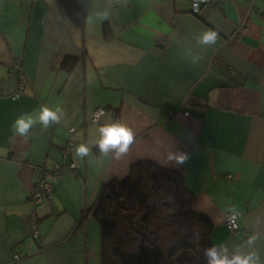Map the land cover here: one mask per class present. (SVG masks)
<instances>
[{
    "label": "crops",
    "instance_id": "obj_1",
    "mask_svg": "<svg viewBox=\"0 0 264 264\" xmlns=\"http://www.w3.org/2000/svg\"><path fill=\"white\" fill-rule=\"evenodd\" d=\"M68 2L0 0V264H102L101 228L85 210L144 161L183 174L218 250L255 252L264 264V0H212L199 13L192 0ZM208 30L216 43L199 45ZM41 106L60 107V123L16 135L15 120L38 121ZM98 108L107 113L97 124ZM111 122L134 133L119 158L96 144ZM70 141L77 171L65 168L34 213L36 167L65 163ZM82 143L90 154L76 157ZM175 152L184 164L167 159ZM230 214L239 215L236 234L225 225Z\"/></svg>",
    "mask_w": 264,
    "mask_h": 264
},
{
    "label": "trees",
    "instance_id": "obj_2",
    "mask_svg": "<svg viewBox=\"0 0 264 264\" xmlns=\"http://www.w3.org/2000/svg\"><path fill=\"white\" fill-rule=\"evenodd\" d=\"M194 198L182 173L148 161L107 183L85 210L101 228L102 264H208L203 250L215 246L214 224L194 211Z\"/></svg>",
    "mask_w": 264,
    "mask_h": 264
},
{
    "label": "clouds",
    "instance_id": "obj_3",
    "mask_svg": "<svg viewBox=\"0 0 264 264\" xmlns=\"http://www.w3.org/2000/svg\"><path fill=\"white\" fill-rule=\"evenodd\" d=\"M194 9H198V4H193ZM102 19L107 18L105 13ZM218 34L216 31L208 30L199 35L197 43L202 46H211L214 45L217 41ZM200 57H194L193 63H196ZM60 113L63 114V111L60 107H56L55 110H52L48 106H41L38 115V121L33 119L31 115L21 114V116L15 120L12 125V128L16 135L20 137H28L29 130L33 127L34 124L39 122L43 128L47 129L50 126V122L56 124L60 123ZM99 139L96 141L99 151L104 157L112 155L114 158H119L123 154H126L129 150V147L134 142V133L126 125H123L119 122L106 123L105 125L98 128ZM76 157H86L90 154V148L85 144H79L75 148ZM167 159L170 162L175 164H184L187 160V155L184 153H169ZM234 222V218H230ZM256 237H250L248 243H253ZM217 246H212L205 248L204 257L208 260V264H258L259 257L255 252L249 253L246 256L234 255L230 260L227 255L218 256L216 251ZM226 252V249H224Z\"/></svg>",
    "mask_w": 264,
    "mask_h": 264
},
{
    "label": "built area",
    "instance_id": "obj_4",
    "mask_svg": "<svg viewBox=\"0 0 264 264\" xmlns=\"http://www.w3.org/2000/svg\"><path fill=\"white\" fill-rule=\"evenodd\" d=\"M198 4V9L193 8V4ZM212 0H192V10L194 13H199L201 8L211 4ZM14 69H16V72H21V59H18L14 63ZM20 89H24V83H21ZM20 93H17L14 97V99L19 98ZM107 111L104 108H98L92 113V122L94 123H100L101 119L106 115ZM186 116H190L189 112L185 113ZM76 128H72L71 132H75ZM74 148V143L69 142L66 147L63 150V160L66 161L63 164H57L55 165L54 169L47 170L44 168H38L40 171V178L38 180V183L36 184L35 193L32 196L31 203L33 206V211L36 213L42 206H44L48 201L52 200L53 193L55 191V184L63 178L64 175V169L68 168L69 170L76 172L77 166L74 162L67 161L68 157L71 155L72 150ZM51 177L50 180H48V177ZM234 218V222L230 219ZM238 219L239 215L237 214H230L226 217L225 225L228 227V229L232 233H237L239 231V225H238ZM32 234L35 239L40 238V231L37 226V224H34L32 227Z\"/></svg>",
    "mask_w": 264,
    "mask_h": 264
},
{
    "label": "rangeland",
    "instance_id": "obj_5",
    "mask_svg": "<svg viewBox=\"0 0 264 264\" xmlns=\"http://www.w3.org/2000/svg\"><path fill=\"white\" fill-rule=\"evenodd\" d=\"M95 110H96V109H95ZM95 110H94V111H95Z\"/></svg>",
    "mask_w": 264,
    "mask_h": 264
}]
</instances>
